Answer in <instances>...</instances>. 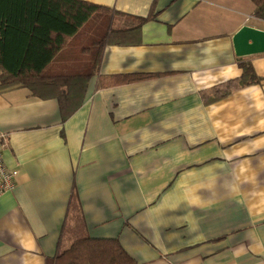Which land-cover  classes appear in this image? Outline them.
Returning a JSON list of instances; mask_svg holds the SVG:
<instances>
[{
	"label": "crops",
	"instance_id": "crops-1",
	"mask_svg": "<svg viewBox=\"0 0 264 264\" xmlns=\"http://www.w3.org/2000/svg\"><path fill=\"white\" fill-rule=\"evenodd\" d=\"M80 1L112 12L115 35L79 109L0 92L18 171L0 198V264H50L83 239L117 240L138 264H264V54L233 43L264 31L255 4ZM240 62L262 82L214 101Z\"/></svg>",
	"mask_w": 264,
	"mask_h": 264
},
{
	"label": "trees",
	"instance_id": "trees-1",
	"mask_svg": "<svg viewBox=\"0 0 264 264\" xmlns=\"http://www.w3.org/2000/svg\"><path fill=\"white\" fill-rule=\"evenodd\" d=\"M251 1L255 15L264 19V0ZM112 14L80 0H0V92L27 88L36 97H55L62 114L72 115L83 102L89 80L98 72L104 41L115 35ZM86 27L91 32L86 34ZM240 67L243 74L239 79L212 90L214 101L262 82L252 63L240 62ZM142 78L129 76L118 81ZM50 264L138 263L117 240L83 239Z\"/></svg>",
	"mask_w": 264,
	"mask_h": 264
},
{
	"label": "water",
	"instance_id": "water-1",
	"mask_svg": "<svg viewBox=\"0 0 264 264\" xmlns=\"http://www.w3.org/2000/svg\"><path fill=\"white\" fill-rule=\"evenodd\" d=\"M238 57L264 54V31L244 26L233 38Z\"/></svg>",
	"mask_w": 264,
	"mask_h": 264
},
{
	"label": "built area",
	"instance_id": "built-area-1",
	"mask_svg": "<svg viewBox=\"0 0 264 264\" xmlns=\"http://www.w3.org/2000/svg\"><path fill=\"white\" fill-rule=\"evenodd\" d=\"M7 145L8 141L3 137L0 141V198L14 189L18 178V171L9 169L5 164L3 151Z\"/></svg>",
	"mask_w": 264,
	"mask_h": 264
},
{
	"label": "rangeland",
	"instance_id": "rangeland-1",
	"mask_svg": "<svg viewBox=\"0 0 264 264\" xmlns=\"http://www.w3.org/2000/svg\"><path fill=\"white\" fill-rule=\"evenodd\" d=\"M84 35L87 36L85 33H84ZM82 37H84V36L82 35ZM78 40H79V39H78ZM85 43H86V42H85Z\"/></svg>",
	"mask_w": 264,
	"mask_h": 264
}]
</instances>
